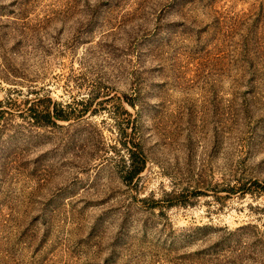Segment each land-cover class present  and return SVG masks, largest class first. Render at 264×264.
Here are the masks:
<instances>
[{"label":"rangeland","instance_id":"rangeland-1","mask_svg":"<svg viewBox=\"0 0 264 264\" xmlns=\"http://www.w3.org/2000/svg\"><path fill=\"white\" fill-rule=\"evenodd\" d=\"M0 264H264V0H0Z\"/></svg>","mask_w":264,"mask_h":264},{"label":"trees","instance_id":"trees-1","mask_svg":"<svg viewBox=\"0 0 264 264\" xmlns=\"http://www.w3.org/2000/svg\"><path fill=\"white\" fill-rule=\"evenodd\" d=\"M124 144H126L127 149H128V153L130 155V158L134 161L139 160V162L137 163V166L134 168V172L138 173L139 171H141L145 165V157L142 153L141 147L139 145L138 142H136L134 139H132V136H129L128 139H126L124 142ZM130 145V146H128ZM134 158V159H133Z\"/></svg>","mask_w":264,"mask_h":264}]
</instances>
